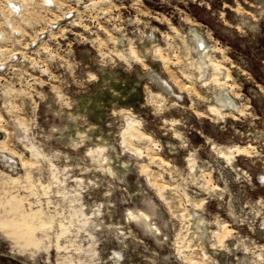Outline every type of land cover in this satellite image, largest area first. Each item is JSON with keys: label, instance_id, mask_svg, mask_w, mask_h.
I'll return each mask as SVG.
<instances>
[{"label": "rangeland", "instance_id": "374dc122", "mask_svg": "<svg viewBox=\"0 0 264 264\" xmlns=\"http://www.w3.org/2000/svg\"><path fill=\"white\" fill-rule=\"evenodd\" d=\"M0 264H264V0H0Z\"/></svg>", "mask_w": 264, "mask_h": 264}, {"label": "bare ground", "instance_id": "6f19581e", "mask_svg": "<svg viewBox=\"0 0 264 264\" xmlns=\"http://www.w3.org/2000/svg\"><path fill=\"white\" fill-rule=\"evenodd\" d=\"M199 33V32H198ZM194 34H197V33H195L194 32ZM200 34V33H199ZM201 35V34H200ZM199 35V36H200ZM199 36L197 37V42H198V44H200V45H205L206 44V41H205V39L202 37V36H200V38H199ZM195 38V37H194ZM200 53L202 54L203 53V51H200ZM205 56H206V53H203ZM224 98H227V99H229L228 101H230L231 99H230V97L228 96V95H222V96H220L219 97V101L223 104V103H227L226 102V100L224 99ZM230 103V102H229ZM140 213V212H139ZM134 214L133 213V216H135V218L136 219H138L140 222H143V223H145L146 225H148L149 226V228H150V225H149V223H148V215L146 214V213H143L142 212V215H140V214Z\"/></svg>", "mask_w": 264, "mask_h": 264}]
</instances>
